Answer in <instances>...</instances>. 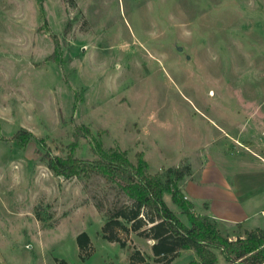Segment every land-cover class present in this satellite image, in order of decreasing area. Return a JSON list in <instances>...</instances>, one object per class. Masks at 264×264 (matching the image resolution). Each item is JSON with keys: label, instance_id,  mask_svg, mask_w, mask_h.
<instances>
[{"label": "rangeland", "instance_id": "374dc122", "mask_svg": "<svg viewBox=\"0 0 264 264\" xmlns=\"http://www.w3.org/2000/svg\"><path fill=\"white\" fill-rule=\"evenodd\" d=\"M250 148L264 155V0H0V264H141L136 251L160 264L149 238L105 237L132 205L117 180L57 175L49 158L119 152L137 165L139 153L170 185L166 170L189 164L177 183L208 216L228 184L246 183L247 210L264 205V159ZM241 226L220 228L236 239Z\"/></svg>", "mask_w": 264, "mask_h": 264}, {"label": "trees", "instance_id": "16d2710c", "mask_svg": "<svg viewBox=\"0 0 264 264\" xmlns=\"http://www.w3.org/2000/svg\"><path fill=\"white\" fill-rule=\"evenodd\" d=\"M32 134L20 129L13 140L26 145ZM138 164L132 163L125 154L106 152L99 159L85 163L72 155L67 158H49L48 166L57 175L72 177L101 173L109 179L117 180L131 206L118 208L108 218L103 230L105 237L125 245L117 234L118 229L134 231L142 237L154 241L153 254L157 263L169 264L182 251L192 249L196 258L188 264H220L219 255L226 264H264V228L246 230V236L231 239L221 231L218 222L209 216L194 213V204L182 194L177 181L191 174V166L186 164L168 168L166 174L173 176L175 183L164 182L163 173H150L142 154H137ZM169 191L172 199L188 216L186 224L172 210L164 199ZM126 223H131L127 226ZM80 249H88L91 240L88 233L78 236ZM133 262L145 263L146 257L136 251Z\"/></svg>", "mask_w": 264, "mask_h": 264}, {"label": "crops", "instance_id": "0c3cea01", "mask_svg": "<svg viewBox=\"0 0 264 264\" xmlns=\"http://www.w3.org/2000/svg\"><path fill=\"white\" fill-rule=\"evenodd\" d=\"M249 151H252L253 155H256V157L264 159V155L262 156L261 154H256L251 148ZM202 181L204 180L202 179L201 182ZM245 185L246 183H242V185L237 183V186L234 184H228L227 187L223 186L221 191H223V193L224 191H227L228 194H223L224 196L220 197L222 199L221 201L219 200L215 202L213 200L204 198L209 200V207L206 210V214L212 219L216 220L220 227L222 224H241L243 232L246 230L256 229L258 227L264 228V226L250 224L255 217H259L261 215L264 216V205H262L258 210L256 209L253 211H249L244 207V202H242L241 197L238 196V192L241 193L244 190V187H246ZM218 193L219 192H217V194Z\"/></svg>", "mask_w": 264, "mask_h": 264}]
</instances>
